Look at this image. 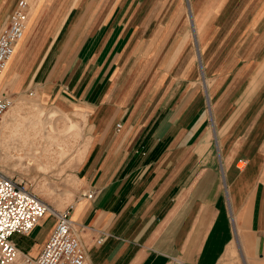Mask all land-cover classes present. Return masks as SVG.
Listing matches in <instances>:
<instances>
[{"label":"crops","instance_id":"crops-1","mask_svg":"<svg viewBox=\"0 0 264 264\" xmlns=\"http://www.w3.org/2000/svg\"><path fill=\"white\" fill-rule=\"evenodd\" d=\"M20 1L0 0V33ZM138 5L60 30L36 72L79 128L67 208L87 264H264V0L181 1L153 26ZM55 224L13 241L37 256Z\"/></svg>","mask_w":264,"mask_h":264},{"label":"rangeland","instance_id":"rangeland-1","mask_svg":"<svg viewBox=\"0 0 264 264\" xmlns=\"http://www.w3.org/2000/svg\"><path fill=\"white\" fill-rule=\"evenodd\" d=\"M125 1H28V31L8 67L1 73V90L11 96L12 105L3 121L1 119L0 169L10 177L23 180L29 190L55 211L68 210L77 198L80 184L73 176L72 160L76 155L73 149L79 148L81 137L79 128L66 113L42 104L54 100L59 87L57 84H39L36 72L60 30L62 39L71 32L81 36L93 34ZM127 1L139 3L132 16L139 19L140 25L147 16L152 19L153 26L161 22L175 25L180 12L179 2L187 0ZM146 1L150 2L148 9L144 8ZM36 3L40 5L37 10ZM73 130H77L76 137L72 136ZM239 166L243 167L244 163ZM44 219L46 226L55 221L49 213Z\"/></svg>","mask_w":264,"mask_h":264},{"label":"built area","instance_id":"built-area-1","mask_svg":"<svg viewBox=\"0 0 264 264\" xmlns=\"http://www.w3.org/2000/svg\"><path fill=\"white\" fill-rule=\"evenodd\" d=\"M28 15V4L22 0L0 33V75L24 37ZM11 105L12 99L0 92V121ZM83 196L93 199L95 193ZM71 208L65 211L51 209L23 184V180L10 177L0 169V264H87L81 231L70 216ZM47 213L55 217L56 224L44 248L37 256L21 253L13 236L31 234ZM102 241L99 239L97 244Z\"/></svg>","mask_w":264,"mask_h":264},{"label":"bare ground","instance_id":"bare-ground-1","mask_svg":"<svg viewBox=\"0 0 264 264\" xmlns=\"http://www.w3.org/2000/svg\"><path fill=\"white\" fill-rule=\"evenodd\" d=\"M10 61H11V60H10ZM4 115H5V114H4ZM4 115H3V116H4ZM2 118H3V117H2Z\"/></svg>","mask_w":264,"mask_h":264}]
</instances>
